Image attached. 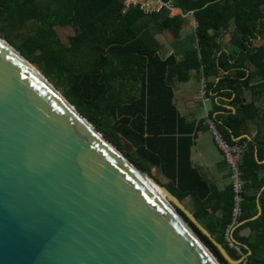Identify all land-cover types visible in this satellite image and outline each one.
Returning a JSON list of instances; mask_svg holds the SVG:
<instances>
[{
	"label": "trees",
	"instance_id": "obj_1",
	"mask_svg": "<svg viewBox=\"0 0 264 264\" xmlns=\"http://www.w3.org/2000/svg\"><path fill=\"white\" fill-rule=\"evenodd\" d=\"M192 11L193 45L179 58L162 57L150 26L179 39L185 18L169 10L144 13L137 6L121 12L123 0H0V35L35 63L61 94L99 132L150 175V166L180 201H191L194 217L237 260L225 229L230 224L232 191L217 192L192 166L193 121L182 117L174 102L173 79L186 82L193 71L212 102L207 116L229 143L245 144L240 169L245 180L243 212L232 237L247 264H264V0H172ZM31 22L35 31L19 38L17 27ZM75 33L63 43L56 27ZM228 34L224 47L222 38ZM140 83L136 96L124 98V84ZM231 108H228L227 105ZM253 125L252 140L243 133ZM122 139L131 145L125 150ZM221 210V215L214 213ZM179 211V210H178ZM220 264H229L212 242L186 217ZM242 264V263H239Z\"/></svg>",
	"mask_w": 264,
	"mask_h": 264
},
{
	"label": "water",
	"instance_id": "obj_2",
	"mask_svg": "<svg viewBox=\"0 0 264 264\" xmlns=\"http://www.w3.org/2000/svg\"><path fill=\"white\" fill-rule=\"evenodd\" d=\"M29 63L0 36V264H220L179 211L241 263Z\"/></svg>",
	"mask_w": 264,
	"mask_h": 264
},
{
	"label": "crops",
	"instance_id": "obj_3",
	"mask_svg": "<svg viewBox=\"0 0 264 264\" xmlns=\"http://www.w3.org/2000/svg\"><path fill=\"white\" fill-rule=\"evenodd\" d=\"M178 13L179 8L173 10ZM175 13V15H177ZM188 23L185 19L184 24ZM155 26H150L149 31L152 36L156 40L159 46V54L162 57H166L169 54H174L177 58L181 56V54L186 51L189 47L193 45V42L188 39L186 35H180L179 39H175L172 35H165L163 39H160L157 34ZM159 30V29H158ZM224 47H226L224 45ZM173 81H177L173 79ZM185 83H190L193 87V90L190 92L186 87ZM201 83V78H199L195 72L190 73V78L186 82H179L177 87L172 86L174 97L173 102L179 112V114L184 117L187 121L194 122V132H193V142L190 148V160L193 167H195L201 176L207 180V182L217 191L223 192L230 186V177H229V169L226 163L223 160L221 152L217 149L214 144L210 133L206 127V114L201 116L196 112L192 111V100L200 99L199 87L198 84ZM140 89V83L137 84H124V98L126 99L129 96H136ZM198 90V94L196 91ZM195 91V92H194ZM128 92V93H127ZM207 100L211 101L208 97ZM205 99V100H206ZM180 102V104H179ZM201 102V100H200ZM204 102V101H203ZM201 102V105H203ZM178 103V104H177ZM209 109H206L203 106V109L206 113L212 109V102ZM186 107L187 113L186 115L182 114L180 111ZM228 108L231 106L228 104ZM256 133V129L253 125L248 128L246 133H243L244 136L248 140H252L253 136ZM254 157L258 159V163H264V150L261 156L258 158L256 152L254 153ZM259 176H264V169L259 171ZM264 188V185L261 187V190ZM258 195L257 194V210H258ZM186 205H185V203ZM184 205L191 210V201L189 198H185L183 200ZM260 206V205H259ZM216 217L221 215V210H218L214 213Z\"/></svg>",
	"mask_w": 264,
	"mask_h": 264
},
{
	"label": "built area",
	"instance_id": "obj_4",
	"mask_svg": "<svg viewBox=\"0 0 264 264\" xmlns=\"http://www.w3.org/2000/svg\"><path fill=\"white\" fill-rule=\"evenodd\" d=\"M123 4L124 5L121 9L122 13H125L130 6H137L144 13L158 12L162 8L168 9L170 13L173 9H175L172 0H123ZM191 14L192 11L184 13L181 9H179L177 13V15H179L180 17ZM193 25H196L194 19ZM202 86L204 87V84ZM201 97L203 101L206 99L204 90L201 93ZM205 118L207 130L210 133L217 149L221 152L223 160L229 169L230 186L232 191V207L230 212L231 222L225 229V240L229 247L233 248L236 253L241 254V256L243 257L241 263L247 264L245 254H242L241 251V245L231 240L232 229L238 224L240 216L243 212V187L245 180L242 178L240 160L242 153L246 149V145L237 142H227L217 129L216 121L208 117L207 113Z\"/></svg>",
	"mask_w": 264,
	"mask_h": 264
},
{
	"label": "rangeland",
	"instance_id": "obj_5",
	"mask_svg": "<svg viewBox=\"0 0 264 264\" xmlns=\"http://www.w3.org/2000/svg\"><path fill=\"white\" fill-rule=\"evenodd\" d=\"M173 10L169 13V16H174L175 13H177V12H175ZM183 18H185L188 21V23L183 25L180 35H182V36L186 35L188 37V39L190 40L189 43H191V40L194 38V37H192V27L194 26L193 25V17L191 15H186ZM55 30H56L57 35L60 38V40L63 43H65V44L68 42V38L75 33L74 28H72L70 26L56 27ZM34 31H35V25L33 23H31V22H27L22 27H17L15 29V31H14V35H17L19 38H22L23 36H27V35L33 33ZM155 31H156L157 36L160 39H163L164 37H166L165 35H171L168 31H161L160 29L158 30V28ZM0 36L4 40H6L2 35H0ZM228 37H229V35L227 33L225 35H223V38H222L223 45L227 44ZM11 46L13 48H15L13 45H11ZM31 63L34 64L37 67V69H39V67L35 63H33V62H31ZM39 71L42 72L40 69H39ZM178 85H179L178 81H173L172 82V86L177 87ZM185 85H186V87L188 88V90L190 92L193 90V87H192V85L190 83H185ZM202 85H203V82L198 84V87L200 89L199 90L200 99L197 98V100H192V106H191V107H193L191 110L196 112L197 114H199L201 116L206 114V111L203 109V106H205L206 109H209V107L211 105V103H210L211 101L206 99L203 102V100H202L201 93L204 90V87ZM196 93L198 94V90L196 91ZM200 100H201V102H203V105H201ZM179 104H180V102H179ZM181 110L182 111H180V112L182 114H184V115H186V113L188 112L186 107H183V109H181ZM122 142L124 143L125 150H130L132 148L131 145L127 141H125L124 139H122ZM150 176L153 177L156 181H158L161 184L166 182V179L159 173L158 169L156 167H154V166H150ZM185 205H186V203H185Z\"/></svg>",
	"mask_w": 264,
	"mask_h": 264
},
{
	"label": "bare ground",
	"instance_id": "obj_6",
	"mask_svg": "<svg viewBox=\"0 0 264 264\" xmlns=\"http://www.w3.org/2000/svg\"><path fill=\"white\" fill-rule=\"evenodd\" d=\"M29 64L31 65V67H32L34 70H36L37 72L41 73V72L39 71V69H37V67H36L34 64H32L31 62H30Z\"/></svg>",
	"mask_w": 264,
	"mask_h": 264
}]
</instances>
